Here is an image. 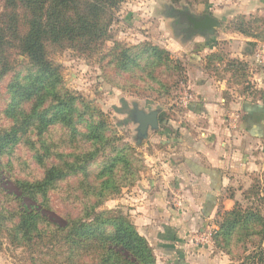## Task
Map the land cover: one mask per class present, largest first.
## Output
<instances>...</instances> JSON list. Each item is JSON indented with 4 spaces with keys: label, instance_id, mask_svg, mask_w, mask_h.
I'll list each match as a JSON object with an SVG mask.
<instances>
[{
    "label": "trees",
    "instance_id": "trees-1",
    "mask_svg": "<svg viewBox=\"0 0 264 264\" xmlns=\"http://www.w3.org/2000/svg\"><path fill=\"white\" fill-rule=\"evenodd\" d=\"M121 1L0 0V83L13 73L14 63L23 69L6 85L8 98L2 112L10 124L0 128V193L5 192L1 183L6 180L19 196L4 193L11 204L0 205V236L11 246L26 249L32 264H157L152 247L129 215L120 208L96 211L139 180V160L133 147L117 144L104 115L61 87L60 67L48 59L49 48L95 53L109 39L113 11ZM189 6L188 0H168L163 14L173 20L177 35L185 34L182 42L196 32L187 20L194 17ZM258 22L239 17L232 21L236 32L264 41L253 29ZM209 33L200 34L208 39ZM17 56L23 57L22 63ZM105 57L117 76L160 85L164 93L162 70H180L167 50L148 42L130 47L115 42ZM205 58L204 71L219 72L216 64L222 65L224 58L217 53ZM224 65L222 71L230 72L234 83L247 84L246 63L228 59ZM163 116L159 121L163 122ZM52 127H59L76 144L71 153L51 150L46 136ZM30 135L37 140L30 143ZM29 143L43 175L33 180L12 179L11 164L6 160L18 146ZM79 145L85 146L79 149ZM60 146L55 143V148ZM49 155L58 163L46 167ZM102 156L105 159L96 162ZM68 179H75L73 190L78 197H73L70 206L76 213H67L58 224L44 212H53L51 194ZM259 194L255 180L243 192V201L235 202L230 211L219 212L215 221V248L231 256L239 246V264H264V195ZM23 199L33 205L24 206Z\"/></svg>",
    "mask_w": 264,
    "mask_h": 264
},
{
    "label": "crops",
    "instance_id": "crops-1",
    "mask_svg": "<svg viewBox=\"0 0 264 264\" xmlns=\"http://www.w3.org/2000/svg\"><path fill=\"white\" fill-rule=\"evenodd\" d=\"M200 10V17L208 15L218 25L239 17L257 19L264 27V0H208ZM195 38L199 47L188 61L202 58L204 65L212 53L220 54L224 63L236 59L247 64V84L234 83L231 73L222 71L224 63L216 64L221 77L188 64L187 93L179 98L183 112L166 118L165 129L157 115L154 132L160 143L152 154L158 160L156 174L148 180L143 179L148 175L140 177L129 188L135 193L127 198L128 214L160 263L231 264L221 260L211 239L207 244L196 241L198 234L210 236L217 229L219 212L230 211L255 180L263 181L264 68L251 65L264 41L241 32ZM192 40L173 41L170 52L191 51Z\"/></svg>",
    "mask_w": 264,
    "mask_h": 264
},
{
    "label": "rangeland",
    "instance_id": "rangeland-1",
    "mask_svg": "<svg viewBox=\"0 0 264 264\" xmlns=\"http://www.w3.org/2000/svg\"><path fill=\"white\" fill-rule=\"evenodd\" d=\"M188 2L190 3L188 8L192 15L196 19H200V16L204 13V11L202 12L200 9L208 0L207 2L203 0H188ZM166 5H168V0H122L113 11L114 18L110 25L109 39L104 41L95 53H83L71 48L60 50L49 48L48 50V59L60 67L62 79L61 87L76 97H79L90 109L93 108L104 115L110 129L114 131L112 136L119 141L117 144L127 143L133 147L134 155L139 160V169L137 172L139 178L148 175L143 178L144 180L151 179L156 174L154 166L158 160L157 158L154 160L152 154H155V148L159 146L160 142H157L156 132L151 130L147 138H140V136H138V124L135 122L136 112L139 110L148 114L152 111H156L159 116L164 115L163 121L166 120V118L171 119L172 116L174 118V116L181 115L183 108L180 106L179 98L187 93L185 84L189 79L188 73H190V71L188 67L190 64L192 66H200L199 68L203 66L200 64L202 58L188 61V58L190 59L189 54H195L198 49L197 47H199L196 43L193 44L195 39H198L195 37H203L198 31L191 36L192 38L190 40L195 38L191 41L193 45L191 46V51L189 49L181 54L170 52L172 51L170 45L173 44V41H182L186 36L184 33L177 35L173 28V20L163 17ZM219 22L221 23L209 33L208 37H229L231 32H236V27L233 25L232 21L228 24L224 23V21ZM188 23L190 25L189 20ZM253 29L257 34H261V37L264 36V27L260 25L259 22ZM115 42L129 47L148 42L153 46L167 50L170 53L172 61H177L179 64L178 67H180V70L166 68L162 70L163 75L160 79L164 83V86H166L167 91L164 93V89H161L160 85L153 84L146 80L142 82L130 78L128 75L122 77L117 76L114 73L113 67L108 64L109 59L105 57L108 51L114 46ZM206 44L208 43L206 42ZM210 44L216 45L214 42H210L208 45ZM166 47H169L170 50ZM173 51H175V49ZM13 59H16V55ZM17 62L22 63L23 57L17 56ZM14 67L15 70L12 71L13 73L8 75L2 83H0V128L10 124V121L4 118L2 114L6 105V99L8 98L6 94V85L9 83L13 74L18 71L22 72L23 70L22 66L16 63H14ZM160 70L161 69H159V71ZM213 72L217 73L218 71ZM216 75L221 77L220 73ZM148 88H151L152 91L148 90ZM159 125L162 129H165L163 128V122ZM46 137L48 139L47 143L55 153L69 154L76 145L69 141V136L59 127H52ZM36 140L37 138L34 135H30V143ZM30 143L27 147L23 144L18 146L13 156L6 160V162L11 164L10 175L12 179L33 180L42 177L44 169L35 163L33 159L35 150ZM55 143H60L61 146L59 149L55 148ZM84 146L85 145H79V149H83ZM29 148H31V150ZM104 159L105 157L102 156L96 162H100ZM57 163L58 160L54 155H49L45 160L46 167ZM10 182L2 180L1 186L3 191L6 192L4 193L19 196L18 191ZM74 183L75 179L65 180L52 192L51 201L53 212H44V215L53 222L61 224L62 218L67 213H76V210L70 206L73 202V197H78L77 192L73 190ZM133 186L123 188L118 195L111 197L96 211L102 212L120 208L124 215H129L128 208L130 204L127 198L130 193H135L132 189H129ZM259 186L261 194L264 195V178L261 184L259 182ZM135 190H137V188ZM4 193H0V205L7 207L6 205H10L11 202L8 201L7 198H4ZM22 203L26 207L33 205V203L27 199H23ZM198 236L196 242L200 244H207L210 239L212 241V235L200 236L198 234ZM213 247L214 251L224 263L239 264V256L242 253V251L239 250V246L237 249H234L231 256L216 249L214 244ZM154 255L157 264H163V262L160 263L158 261V257L155 253ZM0 264L32 263L26 249L11 246L6 238L0 236Z\"/></svg>",
    "mask_w": 264,
    "mask_h": 264
},
{
    "label": "water",
    "instance_id": "water-1",
    "mask_svg": "<svg viewBox=\"0 0 264 264\" xmlns=\"http://www.w3.org/2000/svg\"><path fill=\"white\" fill-rule=\"evenodd\" d=\"M188 20L194 25V30L200 33L212 32L218 27L217 21L208 15H204L200 19L188 16ZM157 115L156 111L148 114L139 110L136 112L135 122L138 124L137 130L143 138H147L149 130L155 131L158 128Z\"/></svg>",
    "mask_w": 264,
    "mask_h": 264
},
{
    "label": "built area",
    "instance_id": "built-area-1",
    "mask_svg": "<svg viewBox=\"0 0 264 264\" xmlns=\"http://www.w3.org/2000/svg\"><path fill=\"white\" fill-rule=\"evenodd\" d=\"M251 67L257 68V67H263L264 68V42L259 43L256 47L254 54H253V60Z\"/></svg>",
    "mask_w": 264,
    "mask_h": 264
},
{
    "label": "flooded vegetation",
    "instance_id": "flooded-vegetation-1",
    "mask_svg": "<svg viewBox=\"0 0 264 264\" xmlns=\"http://www.w3.org/2000/svg\"><path fill=\"white\" fill-rule=\"evenodd\" d=\"M190 26H191V28L194 30V25L190 23ZM138 136H140V138H142L141 135L138 134Z\"/></svg>",
    "mask_w": 264,
    "mask_h": 264
}]
</instances>
